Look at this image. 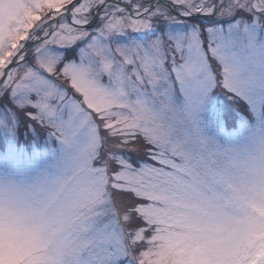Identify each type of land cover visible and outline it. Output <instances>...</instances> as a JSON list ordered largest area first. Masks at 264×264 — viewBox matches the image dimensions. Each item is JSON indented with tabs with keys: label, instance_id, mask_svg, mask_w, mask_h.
I'll return each instance as SVG.
<instances>
[{
	"label": "snow or ice",
	"instance_id": "1",
	"mask_svg": "<svg viewBox=\"0 0 264 264\" xmlns=\"http://www.w3.org/2000/svg\"><path fill=\"white\" fill-rule=\"evenodd\" d=\"M260 128L264 0H0V152L89 194L54 264H162V192ZM233 264H264V239Z\"/></svg>",
	"mask_w": 264,
	"mask_h": 264
},
{
	"label": "clouds",
	"instance_id": "2",
	"mask_svg": "<svg viewBox=\"0 0 264 264\" xmlns=\"http://www.w3.org/2000/svg\"><path fill=\"white\" fill-rule=\"evenodd\" d=\"M220 152L194 184L162 192L151 245L162 264H233L264 239V128ZM86 195L71 166L53 179L0 162V246L54 264Z\"/></svg>",
	"mask_w": 264,
	"mask_h": 264
},
{
	"label": "rangeland",
	"instance_id": "3",
	"mask_svg": "<svg viewBox=\"0 0 264 264\" xmlns=\"http://www.w3.org/2000/svg\"><path fill=\"white\" fill-rule=\"evenodd\" d=\"M0 162H11V163H14V164L17 165V166H20L21 164H30V163H31L30 160H25V161H17V160H13V159H12V156H11V149L9 148L7 142H6V144H5V148H4V150H3L2 152H0ZM40 173L43 174L42 172H40ZM180 185H181V184H173L172 186H175V187H173V190H174V191L178 190V188H179ZM85 191H86V190H85ZM86 192H87V191H86ZM88 195H89V194H88V192H87L86 198H85V200H84V204H85V202H86V200H87V198H88ZM84 204H83V207L80 209V211H81V215H80L79 220L82 218L84 212L86 211V208L84 207ZM79 220H78V221H79ZM78 221H77V222H78Z\"/></svg>",
	"mask_w": 264,
	"mask_h": 264
}]
</instances>
